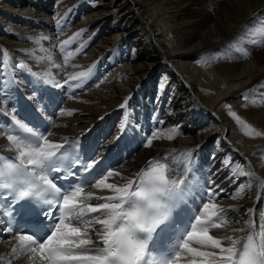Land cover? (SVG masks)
Here are the masks:
<instances>
[{
  "label": "bare ground",
  "instance_id": "bare-ground-1",
  "mask_svg": "<svg viewBox=\"0 0 264 264\" xmlns=\"http://www.w3.org/2000/svg\"><path fill=\"white\" fill-rule=\"evenodd\" d=\"M33 81L72 84L50 143L112 128L114 187L84 197L119 203L153 164L204 180L209 208L177 264H222L228 248L234 262L251 227L264 246V0H0V91ZM0 264L25 260L2 242Z\"/></svg>",
  "mask_w": 264,
  "mask_h": 264
},
{
  "label": "snow or ice",
  "instance_id": "snow-or-ice-1",
  "mask_svg": "<svg viewBox=\"0 0 264 264\" xmlns=\"http://www.w3.org/2000/svg\"><path fill=\"white\" fill-rule=\"evenodd\" d=\"M65 43H67V41ZM87 75L88 73L86 72H80L77 74L78 77H84ZM75 78L77 77H73V79ZM232 115L235 116L236 113L233 112ZM21 127H23V125H21ZM27 131L32 133V137L26 139L23 146L18 145L20 148L19 158L21 160V164L24 163L26 158L28 165H34L41 172L45 173V175L41 176L40 179L44 181V183L48 186V189L52 190L50 192L51 198L62 199L63 208L67 209L69 213H74L78 222L84 210L83 208H79V211H77L78 206L75 198L81 191H83V188L79 186L77 180L76 183L70 184L66 189L58 187L57 181L61 179L71 180L73 177H79L80 172L75 170L72 160L69 161V159H65L63 152H61L60 155H57V151L47 150H59L61 148L60 145L51 144L46 135L33 132L32 128H28ZM256 135L259 136L261 133L257 132ZM8 139L13 140L15 138L9 136ZM148 144H151V140L148 141ZM84 167L86 169L92 168L89 164H85ZM163 167V165H160L161 169H163ZM48 175L52 176L51 180L48 179ZM108 175L111 176L112 173H108ZM116 175L118 176L119 173ZM83 180L90 185L94 184L97 188L101 185L107 188L114 187L113 184H105L103 179L87 181L83 178ZM146 180L147 186L140 188L138 191L129 192V188L132 187L131 181H128V185L125 188H115V191L121 196L120 203H100L99 208L90 207L88 209L91 213H98L101 209L109 210L107 219L97 220V223L105 225L108 229L104 236V243L108 245V247L103 249L105 255L101 258L72 255L69 249L73 247L78 249L81 245H87L89 243V239L79 238L80 229L78 227H72L70 224H65L63 220L56 223L55 221L58 219L56 213L61 212L63 209L57 207L55 211L49 212V209L52 207L51 204L47 205V212H49L53 222L50 235H47V238L43 241L37 240L33 235H29L27 237L21 236L20 240L29 241L30 250L33 252L36 250V246H38L41 252L52 246L51 250L54 254L61 256L64 259H98L99 264H138V262L143 260L145 254L147 253V240L139 238L138 234H147V236L151 237V235L163 223L164 214L161 209L164 205L160 203V198L167 197L168 199H173L177 197L183 190L181 185L184 184L183 180L172 181L169 183L165 179L163 171H160L159 174L147 173ZM53 181L56 182L54 183ZM74 186L75 190H73ZM48 189H45V191H48ZM62 189L63 193L61 192ZM140 193H143V196H140L139 199H134ZM20 195L22 197H28L29 192L23 191ZM205 195H209V193L205 192ZM211 195L215 194L212 193ZM123 197H127V200H124ZM0 199H5L3 194H0ZM130 201H132L131 207H128V210L130 211H118L122 208L123 204H128ZM142 204L147 206L142 208ZM203 207L207 211L209 204L206 203ZM15 211H17V209H14V212ZM32 211H34V207L32 205L21 204L20 212L22 216L30 214ZM212 215L215 216L216 213L213 212ZM196 219L199 218L197 217ZM117 220H119L120 223H117ZM31 223L36 229H40L45 225V220L41 219L39 212H36L35 215L32 216ZM113 225H115V230H113ZM210 226L219 227L218 224L211 222ZM193 228H195V226H193ZM7 231L10 234H15L14 229L11 226L7 228ZM194 235L198 234L195 231L189 233V238ZM199 235L202 236V240L200 241L201 243L207 241L210 242L213 247H220L221 241L213 239L212 236L207 235V228H205L204 232ZM183 246L189 252L195 251V249L188 246L187 242H185ZM85 251H87V249H85ZM222 251L225 250L222 249ZM226 251L228 256L224 261H222V264H232L233 257L235 256V249L228 248ZM197 255L209 256L214 255V253L198 252ZM236 264H264V252H257L254 247L246 245L243 252L239 256L238 261H236Z\"/></svg>",
  "mask_w": 264,
  "mask_h": 264
},
{
  "label": "clouds",
  "instance_id": "clouds-1",
  "mask_svg": "<svg viewBox=\"0 0 264 264\" xmlns=\"http://www.w3.org/2000/svg\"><path fill=\"white\" fill-rule=\"evenodd\" d=\"M140 196H143V193H140L136 198H134V199H139L140 198ZM147 205H145V204H142L141 205V207L143 208V207H146ZM127 211H130V210H127Z\"/></svg>",
  "mask_w": 264,
  "mask_h": 264
}]
</instances>
